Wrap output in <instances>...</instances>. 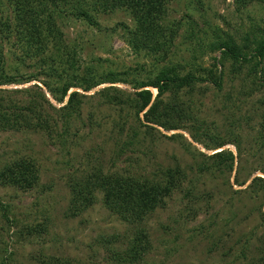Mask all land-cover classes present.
I'll return each mask as SVG.
<instances>
[{"label":"rangeland","instance_id":"374dc122","mask_svg":"<svg viewBox=\"0 0 264 264\" xmlns=\"http://www.w3.org/2000/svg\"><path fill=\"white\" fill-rule=\"evenodd\" d=\"M169 22L177 34L166 62L128 47L123 36L131 20L121 12L101 16L99 30L70 19L64 33L82 67L94 65L116 74L122 83L115 87L128 95L136 85L155 82L170 67L182 71L181 76L202 77L197 94L185 97L183 90L181 96L191 102L200 134H219L233 142L219 151L234 154L233 171L212 167L214 162L206 157L215 152L207 150L209 141L196 143L194 131L157 129L149 139L143 128L133 142L134 121L128 111L120 115L119 108H101L98 89L79 91L88 100L81 122L74 123L66 141L46 133H0V174L22 160L34 161L39 171L32 188L4 184L0 177V264H131L127 257L134 247L140 253L141 245L148 251L133 264H264V181L253 182L264 180V75L252 74L254 59L252 66L233 75L231 62L221 67L222 51H215L228 40L241 48L247 44L252 53L264 43V0L242 11L233 1L173 0ZM15 43L14 37L2 42L9 72L35 76L38 59L17 61ZM217 70L225 73L221 90L206 75ZM43 81L18 82L0 90L42 87ZM47 98L59 108L48 93ZM124 123L128 125L120 129ZM174 135L182 139L169 140ZM206 162L211 170L200 173L198 166ZM176 166L188 179L142 221H121L104 207L99 193L92 207L75 210L74 188L99 172L162 183L161 172Z\"/></svg>","mask_w":264,"mask_h":264},{"label":"trees","instance_id":"16d2710c","mask_svg":"<svg viewBox=\"0 0 264 264\" xmlns=\"http://www.w3.org/2000/svg\"><path fill=\"white\" fill-rule=\"evenodd\" d=\"M173 0H0V87L29 83L43 78L42 87L38 84L34 88L7 92L0 90V133L14 131L16 133H46L50 138H61L66 141L72 133L74 123H80L88 96L93 90L101 101L100 107L119 108L118 112L126 113L134 121L131 127L134 142L145 128V137L154 138L159 130L173 132L190 130L196 132L193 136L196 143L206 145L208 151L214 155L206 157L214 162L212 167L221 172L233 171L235 156L230 151H221L233 142L225 141L218 134L204 132L200 134L197 116L192 114L191 102L182 98L199 92V85L203 78L188 74L183 75L177 67L162 71L155 82L133 87L134 94L128 95L115 87L122 83L112 72H101V68L94 65L83 66L78 60L77 49L70 46L64 30L70 19L81 20L90 27L100 29L101 16L124 13L131 20L126 29L123 40L135 53L147 52L157 62H166L174 47L177 31L169 24V4ZM233 1L239 9H248L253 3L261 0H224ZM169 26V27H168ZM16 39L15 51L19 52L17 61H35L38 73L21 75L18 70L9 72L5 64L2 42ZM215 51H222L221 67L224 62H231L232 74L240 75L243 68L253 63L252 74L264 75V43L257 49L250 51L246 44L238 47L232 40L224 41L215 47ZM51 52V53H50ZM252 66V65H251ZM218 71V70H217ZM209 71L208 79L221 90L225 73ZM206 72V71H203ZM20 75V76H19ZM205 79V78H204ZM48 80V81H47ZM110 85V87H103ZM44 87V88H43ZM102 87V88H101ZM151 89L156 91L154 94ZM52 97L59 108L55 107L47 98ZM171 92L167 101L164 95ZM158 94V95H157ZM21 96V100H16ZM94 95V96H95ZM157 95V97H156ZM182 95V96H181ZM53 110V114L49 110ZM141 116L143 118L141 119ZM94 117L91 116L90 119ZM90 121V120H89ZM126 123L122 128L126 127ZM261 133L264 132V121L261 123ZM159 129V130H157ZM73 136H76L75 134ZM231 138V135H230ZM179 135L169 137V140L179 141ZM264 139V136H261ZM186 141L181 140L183 147ZM132 142H129L131 146ZM235 144V142H234ZM188 147V145H187ZM201 163L200 173L211 170L210 165ZM162 183L150 181L148 178L119 174L106 175L103 172L89 177L81 187L74 188V199L78 212L92 207L97 202V194H101L104 207L123 222L132 223L142 221L151 211L156 210L174 191L188 179L186 171L180 166L161 172ZM0 177L4 184L18 186L21 189L32 188L39 179V171L34 161L22 160L6 168ZM264 181L254 179V183ZM253 183V184H254ZM250 186V188L253 186ZM241 186H244L241 184ZM127 260L137 263L146 254L148 247L144 245L132 249ZM126 260V259H125ZM51 264H70L61 260Z\"/></svg>","mask_w":264,"mask_h":264},{"label":"bare ground","instance_id":"6f19581e","mask_svg":"<svg viewBox=\"0 0 264 264\" xmlns=\"http://www.w3.org/2000/svg\"><path fill=\"white\" fill-rule=\"evenodd\" d=\"M151 91H152L154 94H156V91H155V90L151 89Z\"/></svg>","mask_w":264,"mask_h":264}]
</instances>
